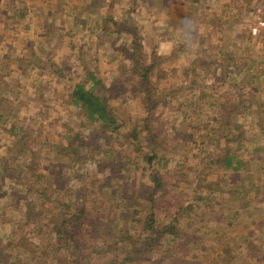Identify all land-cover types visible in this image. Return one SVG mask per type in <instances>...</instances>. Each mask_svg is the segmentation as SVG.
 <instances>
[{
	"label": "rangeland",
	"instance_id": "374dc122",
	"mask_svg": "<svg viewBox=\"0 0 264 264\" xmlns=\"http://www.w3.org/2000/svg\"><path fill=\"white\" fill-rule=\"evenodd\" d=\"M242 1L217 7L201 0H0V97L13 100L0 104V213L13 222L9 233L0 214L2 249L9 251L11 242L15 253L30 258L33 248H41L63 263L55 248L67 241L49 218L58 202L75 208L85 200L89 216L108 221L128 201L111 191L127 187L135 195L154 193L162 218L179 212L177 226L198 235L187 264H225L219 263L223 255L239 264H264V165L250 168L254 189L241 182L202 194L192 192L184 160L190 134L185 111L201 125L197 108L208 107L210 121L202 124L210 129L211 118L227 113L221 110L234 95L242 110L252 106L243 130L249 128L256 146L264 140V0ZM88 70L111 88L115 129L89 121L70 100L73 84L92 86ZM233 79L240 85L230 86ZM210 134L211 143L220 135ZM195 135L200 138L199 131ZM68 145L79 154L71 164L59 154ZM32 162L41 163L37 173ZM212 172L204 178L208 186L218 179ZM154 178L165 185L157 188ZM95 191L100 202L94 208L89 198ZM29 203L34 213L28 216ZM117 226H124L122 219L112 222L117 236L107 238L124 256L129 243ZM95 234L83 237L95 249L85 250L81 260L101 253L103 237ZM115 254L100 256L105 262Z\"/></svg>",
	"mask_w": 264,
	"mask_h": 264
},
{
	"label": "trees",
	"instance_id": "16d2710c",
	"mask_svg": "<svg viewBox=\"0 0 264 264\" xmlns=\"http://www.w3.org/2000/svg\"><path fill=\"white\" fill-rule=\"evenodd\" d=\"M219 63L223 64L224 62ZM88 75V79L90 77L93 83L92 86L87 87L86 84L82 82L73 84L70 86V100L83 109L84 115L89 121L101 122L102 127L105 129L117 128L118 122L115 114L110 108L108 100L109 93L111 92L110 86L101 77L93 75L90 70H88ZM7 101L8 103H13V100L8 99L6 95L0 97L1 105ZM24 146H26V144H24ZM59 154L65 156V158L68 157L67 162H70V164L77 161L75 157H78L79 155L78 150L72 145L62 146L59 149ZM61 162L63 163L64 161ZM1 166H3L2 162H0V170L2 168ZM55 166L59 167L57 175L62 177V175L65 174L63 164L58 162ZM40 167V162L38 164L32 162L31 170L34 171V173H37ZM113 178L118 177L113 176ZM153 180L154 183L158 185L157 188L165 185L160 178H154ZM87 184L88 183H86V185ZM9 187L13 188V184H10ZM33 189V186H31L29 190L33 191ZM43 189L47 190L48 188L46 187ZM132 190L133 189L126 187L122 191L117 190L116 192L115 189L111 191V197H114V194L117 193L119 198L122 200L128 199V201L124 206L125 209L119 212L117 218H111L108 221L89 216L88 214L92 213V211L88 210L89 207L86 206L85 200L80 206L75 208L71 207L70 203L68 204L67 202H64V200L58 202L57 212L49 214V218L54 229L57 230L58 233L61 232L67 241L64 245H58L55 248L56 254L65 260L63 263H60L56 258L46 257V251L43 250L41 252V250H39L41 248L38 250L33 248L31 252L33 256L30 258L23 257V253H15L16 248L13 246L14 243L9 242L8 247L11 248L9 251L0 247V264H187L186 259L192 245L191 242L194 241L196 243L200 240L197 238L198 235H195L191 231H184L177 226L176 219L180 216L179 212H175L174 216L171 218H162L164 214L160 211V202L158 203L157 198L154 197V193L151 194L148 191H145L144 193L140 192V194L135 195ZM127 191L129 192L126 193ZM96 194L95 191V193H92V196L89 198L91 205L94 208L98 207L96 205L100 202ZM67 195H69V192ZM139 196L140 200L137 201L136 199ZM76 197L77 196H75V198ZM138 202L140 203V208L135 206ZM144 203H147V206L144 207L143 210L141 205ZM189 206L192 207L191 204H189ZM128 207H131L130 210ZM180 208L181 210L184 209V204H181ZM33 209L34 205L30 203L26 204V211L24 214L28 216L33 214ZM43 213V210L40 211V214ZM0 214L6 217L4 227L9 233H11L10 228H12L13 225L12 220L7 218V214ZM35 214L38 215L39 213ZM121 219L124 226H117V233H120L121 237L124 238V242L129 243V252L124 256H121V248L118 246L117 249H113L114 244L108 240L110 238H107L110 237L109 235L117 236L112 232V222H115L116 224V221H120ZM179 219H181V217H179ZM132 221H135L134 223L136 225L132 226ZM84 227L87 228L85 231ZM95 231L97 233L95 234L96 238L101 239V237H103V246H97L101 253L104 251L116 252L112 258L111 256L105 258V262H103L102 259L104 256H100L101 253H97L99 254V257L96 254L86 260H81L83 256L82 253L85 252V250L89 249L88 251L93 252L95 249L94 246L88 245L86 239L83 237L88 233L93 234ZM8 239L11 241L10 238ZM224 251L225 248L220 250V253L224 254ZM224 258L225 256L223 255V257L220 258L219 263L239 264V262H235L232 258L229 260L228 257H226V259Z\"/></svg>",
	"mask_w": 264,
	"mask_h": 264
},
{
	"label": "crops",
	"instance_id": "0c3cea01",
	"mask_svg": "<svg viewBox=\"0 0 264 264\" xmlns=\"http://www.w3.org/2000/svg\"><path fill=\"white\" fill-rule=\"evenodd\" d=\"M242 0H201V3L206 6L217 7H239L242 5ZM251 3V2H249ZM161 38L162 34H158ZM192 70H196V65L191 66ZM232 87L240 85V81L231 80ZM245 84H241L244 86ZM240 92V91H239ZM195 95H192L190 101L196 100ZM201 98H203L201 96ZM232 100L226 106L222 108L216 117H212V126L206 128L202 122L210 121L208 114L209 108H205L201 105L197 108V116L201 117V125L192 121L194 119V113L188 109L184 113V119L187 120V128L189 135L186 137L185 143V166H186V178H194L190 180V186L193 191H200L202 194L206 193L209 188V192H214L215 189H227L230 185L236 186L237 183L250 182L249 189H254L256 172L251 170L252 167H260L264 165V140L258 146L249 138V128H244L245 122L242 120L250 119V108L252 106H246L247 109L240 108L241 100L235 102V95L230 97ZM233 98H235L233 100ZM192 108V102L190 103ZM253 110V109H252ZM254 111V110H253ZM262 115H259V118ZM227 120V121H226ZM215 121V122H213ZM213 123L215 126H213ZM189 127V128H188ZM189 129L191 131H189ZM216 131L220 135L217 139H214L211 143L212 136L210 132ZM199 131L200 138L196 137V132ZM225 132V133H224ZM213 134V133H212ZM247 135V138L245 137ZM199 152V153H198ZM200 170L201 173L193 176L194 170ZM216 171L215 178H218L212 185L208 186L203 183L204 178H211L209 175ZM230 172V173H228ZM191 175V176H189ZM226 178H230L227 179ZM232 181V182H230ZM197 184V189L194 190ZM217 184V185H216ZM242 187V186H240ZM247 187V185H246ZM246 189V188H245ZM237 193L240 190H236Z\"/></svg>",
	"mask_w": 264,
	"mask_h": 264
},
{
	"label": "built area",
	"instance_id": "2783aa9c",
	"mask_svg": "<svg viewBox=\"0 0 264 264\" xmlns=\"http://www.w3.org/2000/svg\"><path fill=\"white\" fill-rule=\"evenodd\" d=\"M253 33H256V29L255 28L253 29Z\"/></svg>",
	"mask_w": 264,
	"mask_h": 264
}]
</instances>
